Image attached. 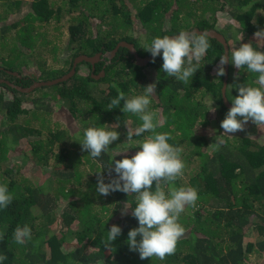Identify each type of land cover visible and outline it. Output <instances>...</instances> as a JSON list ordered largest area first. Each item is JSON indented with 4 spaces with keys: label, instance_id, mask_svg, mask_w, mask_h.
<instances>
[{
    "label": "trees",
    "instance_id": "1",
    "mask_svg": "<svg viewBox=\"0 0 264 264\" xmlns=\"http://www.w3.org/2000/svg\"><path fill=\"white\" fill-rule=\"evenodd\" d=\"M116 1L58 0L55 6L50 0H0V78L24 87L39 79L35 73L25 74V65L21 70L2 65L11 66L7 65L11 44L16 47L21 43L29 50L37 45L42 49L51 46L54 41L44 27L52 20L61 24L64 17L68 18L67 47L71 58L58 60L65 65L44 80L68 73L79 55L107 53L122 41L135 44L140 56H151L140 43V34L133 37V30H124L134 25L135 18L147 33L148 44L156 37L199 28L223 33L230 53L240 39V44L251 43L254 49L264 51V45L252 38L264 30V0H149L138 2L136 16L128 8V0H120L122 5ZM12 16L18 19L9 24ZM114 17L118 18L117 32L101 30L100 25L98 28V23L109 24ZM208 38L211 47L201 59L200 69L186 84L164 73L162 52L155 62L142 66L124 46L111 62L107 64L109 59L104 58L96 65L94 75L106 65L101 79L93 77L92 64L83 61L73 77L51 85L54 93L50 96L42 95L37 88L21 92L0 81V184H6L13 195L11 204L0 208V233L4 234L0 255L7 257L0 264H255L249 254L264 252V142L253 134L234 139L224 136L226 143L217 150L214 142L221 137L216 127L230 108L222 95L224 75H216L225 48L216 38ZM118 66L122 68L112 76L111 69ZM147 67L155 68L154 77L146 73ZM154 78L156 92L150 97L148 111L157 112L164 121L156 131L168 133V142L183 149L180 158L188 178L178 177L174 186L195 188L198 200L179 216L185 231L175 254L163 260H141L138 251L130 250L127 243L129 230L139 226L131 215L136 207L135 194L115 191L102 196L96 186L98 174L103 175L105 183L116 177L113 159H123L125 155L130 158L139 151V146L129 148L126 141L127 127L137 128L142 123L139 117L122 111L123 100L119 106L107 109L118 95L113 83L131 98L143 95ZM257 78V73L237 69L230 60L229 101L238 95L237 80L259 87ZM53 103L58 113L69 111L67 119L74 128H61L59 121L53 120L58 117ZM211 104L215 111L210 110ZM38 127L52 130L44 135ZM90 127L119 133L108 150L95 159L82 151L80 144ZM149 135L145 132L134 136L133 141ZM29 164L32 168L27 171ZM171 186L162 182L166 195ZM125 203L132 207L122 215ZM114 224L121 228V234L105 249L102 241ZM24 225L29 226L32 235L21 245L15 242L14 232ZM71 236L77 245L65 249Z\"/></svg>",
    "mask_w": 264,
    "mask_h": 264
},
{
    "label": "clouds",
    "instance_id": "2",
    "mask_svg": "<svg viewBox=\"0 0 264 264\" xmlns=\"http://www.w3.org/2000/svg\"><path fill=\"white\" fill-rule=\"evenodd\" d=\"M254 35L257 39H262L264 30H259ZM210 47L208 34L196 30L180 31L173 37H156L150 44L143 45V48L151 53L153 62L162 52L164 73L185 84L194 76L197 69H200V61ZM228 60L227 54L220 56L217 77L225 75L224 65ZM230 60L237 69L247 68L249 72L257 73L256 83L259 87L245 84L238 86V95L231 99L232 106L220 125L223 134L229 137L233 136L231 135L233 133L243 131L249 120L258 128L264 127V51L254 49L251 43H243L231 49ZM112 86L116 88L118 95L110 101L107 109L119 106L123 100L122 111L134 114L142 121L134 130L127 127L126 141L129 142V148L139 146V151L130 158L125 155L123 159H113L116 177L105 183L103 175L98 174L96 191L102 196H108L115 191H121L127 195L135 194L136 207L132 209L131 215L138 220L139 226L128 232L129 248L138 251L141 260L152 257L163 260L166 256L175 254L177 242L185 231L178 222L179 216L185 211L186 206H195L198 193L192 187L176 188L174 186L176 179L183 175L185 167L180 158L183 149L174 147L168 142L170 139L168 133L156 131L164 123L158 118L157 112L148 111L150 97L156 92V84L147 85L143 95L131 98L126 97L117 84L113 83ZM210 110L215 111L212 104ZM145 132L151 135L141 141H133L134 136H141ZM118 138L119 133L116 130L90 127L84 131V139L80 144L82 151H87L95 159L106 152L109 145ZM214 143L218 150L226 141L220 138ZM162 182L172 185L168 189V195L162 187ZM153 184H155L154 191ZM12 200L13 195L9 192L7 185L0 184V208H7ZM131 207L132 205L125 203L121 214L127 215ZM121 231L118 225L111 226L107 231L106 239L102 241L105 249L112 246V241L121 234ZM31 235L28 225L22 228L18 226L14 232V240L22 245L31 239ZM138 236H140L139 240ZM2 239L4 234L0 233V240ZM5 259H7L6 256L0 255V262Z\"/></svg>",
    "mask_w": 264,
    "mask_h": 264
},
{
    "label": "rangeland",
    "instance_id": "3",
    "mask_svg": "<svg viewBox=\"0 0 264 264\" xmlns=\"http://www.w3.org/2000/svg\"><path fill=\"white\" fill-rule=\"evenodd\" d=\"M50 1H51V5L58 6V0H50ZM141 1H145L146 2V1H149V0H128L127 1L128 8H130L131 13L133 15L136 14L137 4H138V2H141ZM110 3H112V2H110ZM113 3H115V2H113ZM116 3L119 4V5H122L120 0H117ZM109 6H110V4H109ZM106 7H108V4L104 5V7H102V9H105ZM220 13H222V12H220ZM220 13H218V14H220ZM169 15L170 14L167 15V19L168 20H169ZM11 19L12 20L9 21V24H11L13 21H16L18 19V16H12ZM67 19H68L67 17H64L62 19V23L61 24H58V21L52 20L51 23H49L47 26L44 27L51 34V37H50L51 40L54 41V43L51 46L46 47L45 49H42V48H40L37 45L33 49L29 50L27 48H23L21 46L22 45L21 43L17 44L18 46H16V43H15L16 47H14V45L11 44V46H10V48H11L10 49V56H8L7 54L4 55V56H8L10 58V61H9V63L7 65H11V66H5V65H2V66L6 67V68L7 67L16 66V67H18L19 70H21V67L23 65H25V67H23L24 70L26 71L25 74H30L31 73L30 75H33L32 73H35L36 74L35 77L39 78V79L35 80L36 82L44 81L45 77L47 78V76H51V75H53V73L58 72V71H56L57 67L61 68L63 65H65L64 64L65 62L61 63V62H58V60L61 59V60L65 61V58H67V59L69 57L71 58V54H72L68 50V47H67V42H68V39H69V37H68L69 32H68ZM36 22H37V20L35 21V23ZM117 22H118V18L114 17L113 22L111 21V23H109V24H106L105 22L98 23V28H99V25H100V29L101 30L104 29V30L111 31V30H115L116 29L115 31L117 32V29H118ZM227 22H229V20ZM58 25H60L59 29H58ZM116 25H117V27H116ZM124 30H125V32H129V33L133 30L131 32L133 37H137L140 34V37H138V38L141 39L140 43L142 45L145 44V39H146L147 33L144 32L141 29V23H140V21L137 18L134 19V25L125 26ZM112 32H114V31H112ZM10 34H12V32H10ZM114 34H116V33H114ZM252 38L259 45H264V38H262V39H257L256 37H252ZM238 41L239 42L234 44V47L235 46L239 47L241 45L240 44L241 39L238 40ZM242 41H243V39H242ZM120 43L121 42H119L117 45H119ZM53 45H55L56 48ZM0 59H2V58H0ZM146 65H142V66H146ZM121 68H122L121 66H118L117 69H115V70L111 69L112 76H115L116 73L118 71H120ZM145 71L149 75L150 78L155 76V74L153 73V72H155V68L154 67H152V68H148L147 67L145 69ZM15 73H17V71H15ZM17 74L19 75L20 73H17ZM236 74H234V72L232 71V75L236 76ZM20 76H22V75H20ZM97 77L98 78H96V79H101L103 76L98 74ZM155 81H156L155 78H154V80H151L152 83H155ZM237 83H239L236 86V89L238 90V86L242 84V80H237ZM256 85H257V83H256ZM50 86H48V87H38L37 90H39V93L41 92L42 95L43 94H45V95L48 94L50 96L51 94L54 93V87H53L54 85L51 86V87ZM98 96H99V94H98ZM53 104H54V107H53L54 111L58 113L57 106L55 105V103H53ZM68 113H69L68 110H62V111H60L58 113V117L56 119H53V120L54 121H59V123H60L59 126H61V128H64V127H67V126H71L72 128H74V126L69 124V122H68V119H67V117H69ZM213 116L217 118L216 113H213ZM58 118H59V120H58ZM238 119H242V118L238 117ZM48 125L50 126V128H55L53 124H49L48 123ZM220 125H221V122L218 124L219 127H216V128H218V133H219L217 135L220 136L221 138H223L226 135L223 134V129L221 128ZM39 130L44 132V135H47V134H49V132L52 129L49 130V128H42L41 127V128H39ZM244 134H253L258 139H260L261 142H264V127L258 128L257 125L254 124L251 120H249L248 123L245 125L243 131H238L236 133L231 134L233 136H231L230 138L234 139V138L239 137V136L244 135ZM31 168H32L31 164H29L26 167L27 171L30 170ZM191 171L192 170H189V172H191ZM183 176L188 178V176L186 174H184V173H183ZM186 182H188L187 179H186ZM123 208L124 207L121 208L120 214H121ZM76 245H77L76 239L71 236L70 239H69V242L68 243L66 242V244H65V249H67L69 247L74 248V247H76ZM249 257H250L251 262H253L255 264H264V252L263 253L262 252L261 253L251 252L249 254Z\"/></svg>",
    "mask_w": 264,
    "mask_h": 264
},
{
    "label": "water",
    "instance_id": "4",
    "mask_svg": "<svg viewBox=\"0 0 264 264\" xmlns=\"http://www.w3.org/2000/svg\"><path fill=\"white\" fill-rule=\"evenodd\" d=\"M193 30H196L197 32H204L207 33L209 36L216 38L219 42H221L224 45L225 48V54H227L229 56V60L228 62L225 64V75H224V81H223V86H222V95L224 98V103L225 105L230 108L232 106V102L229 101L228 97H227V86H228V77H229V67H230V46L229 43L225 37L224 34H222L221 32L215 30V29H209V30H201L199 28H194ZM192 31V30H191ZM191 31H187V32H191ZM178 35V34H176ZM176 35H171L169 37H173ZM121 46H125L129 49L130 53L134 55L135 57V62L139 65H146L149 62L152 61V56H147V57H142L139 55L136 46L133 43L127 42V41H122L119 45H117L116 48H114L113 50L107 52V53H102L99 52L97 54H95L94 56H88L86 54H82L79 55L78 57L75 58V61L73 63L72 69L66 73L65 75L59 77V78H55L53 80H44V81H40V82H33V84H31L28 87H24L21 85H16L12 82H10L7 79L4 78H0L1 82H7L8 84H10L11 86L15 87L16 89H18L21 92H31L33 90H35L38 87H42V86H50V85H54L57 84L59 82H63L66 81L68 79H70L71 77L74 76V74L76 73V69L79 63L83 62V61H87L90 62L92 64V74L93 77L98 78V74L94 75L95 72V67L96 64L99 63V61L103 60L104 58H108L109 60L107 61V64L109 62H111V60L113 59V57L116 55V53L118 52L119 48ZM105 68L106 65L104 66L103 70L100 72L99 75L104 76L105 75ZM16 75H18L17 73H15Z\"/></svg>",
    "mask_w": 264,
    "mask_h": 264
}]
</instances>
